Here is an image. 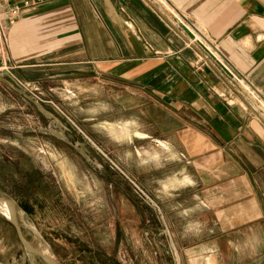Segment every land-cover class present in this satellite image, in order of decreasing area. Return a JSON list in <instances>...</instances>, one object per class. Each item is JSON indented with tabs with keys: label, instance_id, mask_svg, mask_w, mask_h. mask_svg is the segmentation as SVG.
Wrapping results in <instances>:
<instances>
[{
	"label": "crops",
	"instance_id": "0c3cea01",
	"mask_svg": "<svg viewBox=\"0 0 264 264\" xmlns=\"http://www.w3.org/2000/svg\"><path fill=\"white\" fill-rule=\"evenodd\" d=\"M25 1L0 63L104 113L112 99L116 131L177 162L185 234L202 243L185 254L264 264V0Z\"/></svg>",
	"mask_w": 264,
	"mask_h": 264
},
{
	"label": "rangeland",
	"instance_id": "374dc122",
	"mask_svg": "<svg viewBox=\"0 0 264 264\" xmlns=\"http://www.w3.org/2000/svg\"><path fill=\"white\" fill-rule=\"evenodd\" d=\"M20 74L0 63L16 89L0 81V201L16 209L0 213V264H47L46 249L56 264H215L185 254L202 243L185 234L192 197L166 151L116 131L112 99L104 113L98 96Z\"/></svg>",
	"mask_w": 264,
	"mask_h": 264
},
{
	"label": "built area",
	"instance_id": "2783aa9c",
	"mask_svg": "<svg viewBox=\"0 0 264 264\" xmlns=\"http://www.w3.org/2000/svg\"><path fill=\"white\" fill-rule=\"evenodd\" d=\"M8 1L9 0H0V3L4 4L5 6L7 5L6 6L7 12L4 14L5 19L2 23H0V42H3L5 35L8 32V28L14 25V23L18 19L22 8H28L32 6V4L29 1H25V0H22L23 1L22 7L16 4L8 5ZM256 116L258 117V119L264 121V106L263 107L261 106V109L260 111H258Z\"/></svg>",
	"mask_w": 264,
	"mask_h": 264
},
{
	"label": "bare ground",
	"instance_id": "6f19581e",
	"mask_svg": "<svg viewBox=\"0 0 264 264\" xmlns=\"http://www.w3.org/2000/svg\"><path fill=\"white\" fill-rule=\"evenodd\" d=\"M3 200V199H2ZM11 202H7V200L6 201H0V213L4 216V217H6V219H9V220H11L12 222H15V210H14V208H13V206L10 204ZM15 204V203H14ZM21 211V210H20ZM23 213V212H22ZM14 224H16V223H14ZM30 226V225H29ZM28 226V227H29ZM18 228V227H17ZM34 228V227H33ZM32 228V230H34ZM32 232H34V231H32ZM21 234V233H20ZM36 234V233H35ZM34 234V235H35ZM22 236V235H21ZM38 238V237H37ZM33 247V246H32ZM48 248V247H47ZM36 250H38V249H36ZM37 252V251H36ZM42 254H43V256H44V258L47 260V264H48V262L50 263V264H56V262H55V259L53 258V256L49 253V251L46 249L44 252H42ZM44 259V260H45Z\"/></svg>",
	"mask_w": 264,
	"mask_h": 264
},
{
	"label": "water",
	"instance_id": "95a60500",
	"mask_svg": "<svg viewBox=\"0 0 264 264\" xmlns=\"http://www.w3.org/2000/svg\"><path fill=\"white\" fill-rule=\"evenodd\" d=\"M0 81L2 82V83H4L7 87H9V88H11V89H13V90H16L13 86H12V84L11 83H9L8 81H6L5 79H2L1 77H0ZM19 92V91H18ZM21 93V92H20ZM25 96V95H24ZM26 97V96H25ZM28 98V97H27ZM30 101H32V99H30V98H28ZM33 103L35 104V106H36V108H37V110L39 111V113L41 114V115H43L46 119H48L49 121H54V122H56L59 126H61V127H63L62 126V124H61V122L57 119V118H55L52 114H50L49 112H47L42 106H40L37 102H34L33 101ZM80 148H81V150L84 152V153H86V154H89L87 151H86V149L82 146V145H80Z\"/></svg>",
	"mask_w": 264,
	"mask_h": 264
}]
</instances>
